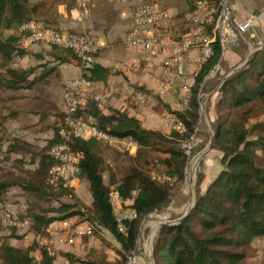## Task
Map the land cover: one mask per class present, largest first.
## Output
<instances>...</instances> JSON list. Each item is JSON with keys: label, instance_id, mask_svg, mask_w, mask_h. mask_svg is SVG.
Returning a JSON list of instances; mask_svg holds the SVG:
<instances>
[{"label": "trees", "instance_id": "obj_1", "mask_svg": "<svg viewBox=\"0 0 264 264\" xmlns=\"http://www.w3.org/2000/svg\"><path fill=\"white\" fill-rule=\"evenodd\" d=\"M35 18L36 10L28 5V0H0L2 29H19ZM18 39V35H11L0 41V58L5 64L10 63L15 53L22 50ZM51 48L60 51L57 57L61 63L81 66L74 52ZM220 57L221 49L216 45L213 56L197 77L189 107L171 110L162 104L169 113H174L184 121L187 128L184 134L173 132L167 135L158 129H147L139 119L126 111L114 110L111 115H106L92 101L85 111V116L92 119L100 130L134 139L140 149L135 156L130 157L138 161L143 159L147 165L162 167L164 171L159 174L174 179L172 186L159 183L152 174L137 166L131 167L118 182L113 181L108 185L102 171L104 161L99 153L101 144L92 139L73 138L69 145L72 150L84 154L80 180L87 183L92 199L90 206L84 205L73 190L64 188L59 179L49 174L54 163L50 148L61 141L56 127L47 148L38 153L37 167L31 176L19 180H0V194L19 187L37 202L48 203L47 209L42 207L30 219V228L36 240L34 245L20 249L4 242L0 250L1 264H33L36 252L42 264H53V259L39 245V239L46 236L52 222L82 214V207L87 210L88 220L109 231L120 244L118 253L121 260L116 264H127L128 255L137 247L141 221L153 212L165 210L186 181L188 160L181 148V141L190 139L198 125V90ZM29 73V70L7 67L5 73H0V91L24 88ZM115 73L95 63L90 79L93 83L105 82ZM217 93L211 126L214 132L213 150L222 154L221 169L203 190L201 184L204 176L199 178L195 205L182 223L160 228L155 242V264H248V259L255 254L254 241L264 238V48L255 52L240 70L229 76ZM30 147L24 141H16V145L10 147V153L16 152L26 157L30 154ZM113 185H116L124 200L133 201L138 213V219L129 223L126 234L118 231L109 204V191ZM69 196L70 202L51 207L52 201L68 200ZM32 250L36 252L32 254ZM61 254L72 263L112 264L107 261L91 263L70 252Z\"/></svg>", "mask_w": 264, "mask_h": 264}, {"label": "built area", "instance_id": "obj_2", "mask_svg": "<svg viewBox=\"0 0 264 264\" xmlns=\"http://www.w3.org/2000/svg\"><path fill=\"white\" fill-rule=\"evenodd\" d=\"M128 4V0H112ZM237 0H196L193 6L184 13L168 11L157 3H145L137 6L128 5L121 12V16L130 20L128 33L123 41L125 52L134 58H141L147 63L162 57L161 74L157 77L159 85L157 95L162 97L168 93L179 92L183 97L184 107H189V99L196 86L197 77L202 67L214 54L215 46L221 49V57L227 49H237L244 36L253 27L252 19H240ZM179 24L183 31H174V26ZM18 45L20 49H29L35 45L58 47L74 52L81 62L82 76L66 83L63 96L66 107L59 126L58 135L61 141L50 148L53 165L49 174L59 179L64 188L73 190L79 188L81 163L84 159L83 152L74 151L69 145L73 138L82 140H95L101 145L118 153L135 156L140 147L132 138H123L100 130L94 121L85 116L89 102H94L100 111H104L110 98V92H93L94 83L91 81V70L96 63L101 45L96 36L78 32L61 31L49 26L42 20H31L18 29ZM196 51L197 58L189 56ZM223 73L221 62L216 63L207 73L201 83L197 98L201 121L202 112L206 106L204 89L209 80H214ZM227 76V75H226ZM115 92V91H112ZM124 101H129L137 107L148 105L150 95L141 88L126 87L122 93ZM200 123L190 139L181 141V148L187 155L185 169L186 181L188 164L195 150L204 142L200 134ZM161 131L167 135L173 132L184 134L186 124L174 113H167L161 120ZM161 184L172 186L174 179L165 174H153ZM70 200L71 196L68 197ZM109 204L111 206L117 229L126 234L128 225L138 219V213L133 207L132 200H124L116 185L110 187ZM82 214L74 217L56 220L48 228L46 236L39 239L48 257L53 259V264H80L72 263L61 254H73L84 251V239L90 236L94 227L98 225L87 219V210L82 207ZM149 217L161 218L158 212H153ZM147 216V217H148ZM166 215L164 214L163 219ZM143 219L140 223L141 227ZM4 222L17 228H30L32 221L25 219L19 221L6 214ZM137 240V246L139 243ZM68 249V250H67ZM38 262L39 254L35 255ZM139 256L135 249L128 255L127 264H137Z\"/></svg>", "mask_w": 264, "mask_h": 264}, {"label": "crops", "instance_id": "obj_3", "mask_svg": "<svg viewBox=\"0 0 264 264\" xmlns=\"http://www.w3.org/2000/svg\"><path fill=\"white\" fill-rule=\"evenodd\" d=\"M142 1L144 0H128V4H123L112 0H28V5L36 10V17L39 20L45 21L51 27L97 37L101 48L96 63L116 72L110 75L107 81L94 83L95 94L111 93L103 111L106 115H111L114 110L126 111L130 116L139 119L147 129L161 130V120L169 112L167 107L158 103L159 100L171 110H185L187 107H184L183 97L179 92L168 93L162 97L156 94L159 87L156 79L161 74L162 57L147 63L141 58L135 59L124 50L123 41L128 33L130 20L123 18L121 12L127 9L128 5L137 6ZM259 2L260 0H237L240 19H252L253 27L244 36L245 45H242L241 50L229 49L223 54L220 60L223 73L207 82L206 90L215 80L218 82L214 88L210 89L208 95H214L226 75L242 65L252 49L264 47V10L260 9V6L264 7V4L263 1ZM175 9L174 12L181 13L180 6H176ZM174 28L176 32L182 30L179 24ZM120 49L124 50V55ZM58 55H60L58 49L45 45H35L19 53L16 52V70L30 71L24 88L16 91V94H22L24 98L28 97L29 107H21L20 114L32 120L35 131H40L47 121L51 127L50 130L54 133L66 112L63 101L66 83L82 76L80 66L61 63ZM189 56L197 58L198 54L192 51ZM128 86L147 91L150 95L148 105L137 107L129 101H124L122 93ZM214 115V107H211L208 115L209 124L213 121ZM29 133L32 134L30 131ZM21 141L30 146L34 144V139L32 140L31 137ZM221 157L222 155H219L220 159ZM217 168L216 173L221 169V165L219 164ZM211 172L212 170L208 167L204 170L202 190L215 176L214 172Z\"/></svg>", "mask_w": 264, "mask_h": 264}, {"label": "rangeland", "instance_id": "obj_4", "mask_svg": "<svg viewBox=\"0 0 264 264\" xmlns=\"http://www.w3.org/2000/svg\"><path fill=\"white\" fill-rule=\"evenodd\" d=\"M195 1L196 0H144L141 4L157 3L160 7L168 11L176 10V6H180L179 11L182 13L184 10L192 7ZM262 1L264 4V0H260L259 3H262ZM260 9L264 10V7L261 5ZM33 20L39 19L35 18ZM181 31H183V29ZM11 35H18V29L14 28L11 30H5L0 27V41L6 40ZM243 44L245 45V43L241 41L240 46L234 50H241ZM120 50L124 55V50ZM228 50L229 49H227V51ZM7 67L16 70V53L10 63L5 64L0 58V73H5ZM216 83H218L217 80L210 84L208 90L205 88V94H208L210 89L215 87ZM217 98L218 93L206 97V106L202 112L201 121H199L201 122L200 134L204 144L195 150L192 159L189 161L187 181L183 183L182 188L179 193H177L171 204L165 210L158 212L161 218L148 216L141 224L139 229L140 240L138 246L136 247L137 254L139 256L137 264H151L150 258L152 255L153 245H155L156 238L160 230L159 229L157 232L159 222H172L180 218L190 204L192 188L195 189L196 194L197 181L200 177L204 176V170L208 167L212 170L211 173L214 172L215 174L218 169L217 167L220 164L219 155L222 154L217 150L209 151L198 161L195 166L196 170L194 167L195 157L208 145L210 141L211 136L209 128L212 131L213 129L211 126L212 121L209 124L208 115L211 107H214L215 111ZM27 101L28 97L24 98L22 94H16V90L0 91V180H10L14 178L19 180L25 179L27 176H31L37 167L38 153H40V151L44 148H47V144L54 135V133L50 130L51 127L47 121H45L40 131H35L32 120L30 121L28 120V117L25 118L20 114L21 107H29L27 105ZM158 103L161 106L163 104L161 100H159ZM208 125L210 126L208 127ZM29 131L32 134H30ZM30 137L32 140L34 139V144H32L29 149V155L26 157L18 155L16 157V152L10 153V147L12 145H16V141L21 142V139L28 140ZM99 153L104 161L102 171L105 183L108 185L113 181L118 182L121 180L133 166L141 167L147 173L152 175L164 171V169L160 166L155 167L153 164L147 165L143 159L139 161L133 160L132 157L126 154L118 153L102 145L99 147ZM153 156H155V154ZM76 195L84 205H91L92 199L88 185L85 181H80ZM65 201L70 202V200H67L66 198L60 199V201H52L51 207H57L61 202ZM47 205L48 203L37 202L32 195L23 192V190L19 187H13L7 192L0 194V250L4 242L20 249H27L32 247L34 245L33 243L36 241L34 240L35 235L31 228H17L8 222H4L3 219L6 214L11 215L17 220H23V218L31 219L32 215L39 211L42 207L47 209ZM164 214L166 215L165 219L162 218L164 217ZM84 244L85 250L79 252L78 254L75 253L74 255H77L85 261L91 263L107 261L109 263L116 264L121 260L118 253L121 249L120 244L109 231L98 225L94 227L91 235L84 239ZM253 246L255 254L248 259V264H264V238L255 240ZM38 250L39 249H37V251ZM34 251L35 250H32V254ZM59 251L66 253L62 250V248H59ZM35 254H37V252ZM33 264L42 263L41 261L38 262L35 260Z\"/></svg>", "mask_w": 264, "mask_h": 264}, {"label": "water", "instance_id": "obj_5", "mask_svg": "<svg viewBox=\"0 0 264 264\" xmlns=\"http://www.w3.org/2000/svg\"><path fill=\"white\" fill-rule=\"evenodd\" d=\"M264 48V47H263ZM263 48H260V49H252L248 58L245 60V62L240 65L239 67H237L236 69H234L233 72H231L230 74H228L226 76V78L223 79V81L220 83L219 87L216 89V91L214 92L217 93L219 91V89L221 88L222 84L226 81V79L231 76L233 73L237 72L238 70H240L253 56V54ZM209 127V125H208ZM209 133H210V141L208 143V145L201 151L198 153V155L195 157V164H194V167L196 166V164L198 163V161L203 157L205 156L209 151L213 150V146H214V133L213 131L209 128ZM195 170H196V167H195ZM191 201H190V204L186 210V212L178 219H176L175 221H172V222H159L158 224V229H157V232L158 230L165 226V225H177V224H180L182 223L186 217L188 216V214L190 213V211L192 210V208L194 207L195 205V200H196V194H195V189L192 188L191 190ZM156 235V234H155ZM155 237V236H154ZM154 239V238H153ZM154 250H155V245H153V249H152V255H151V258H150V263L151 264H155V260H154Z\"/></svg>", "mask_w": 264, "mask_h": 264}, {"label": "bare ground", "instance_id": "obj_6", "mask_svg": "<svg viewBox=\"0 0 264 264\" xmlns=\"http://www.w3.org/2000/svg\"><path fill=\"white\" fill-rule=\"evenodd\" d=\"M162 220V219H161ZM152 222V221H151ZM156 229H157V227H156Z\"/></svg>", "mask_w": 264, "mask_h": 264}]
</instances>
